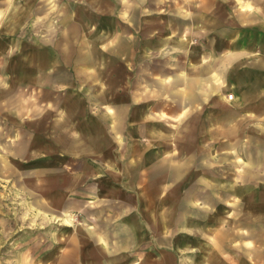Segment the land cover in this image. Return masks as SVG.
Listing matches in <instances>:
<instances>
[{"label":"crops","instance_id":"crops-1","mask_svg":"<svg viewBox=\"0 0 264 264\" xmlns=\"http://www.w3.org/2000/svg\"><path fill=\"white\" fill-rule=\"evenodd\" d=\"M0 264H264V0H0Z\"/></svg>","mask_w":264,"mask_h":264},{"label":"built area","instance_id":"built-area-1","mask_svg":"<svg viewBox=\"0 0 264 264\" xmlns=\"http://www.w3.org/2000/svg\"><path fill=\"white\" fill-rule=\"evenodd\" d=\"M229 97H232V94H230Z\"/></svg>","mask_w":264,"mask_h":264},{"label":"rangeland","instance_id":"rangeland-1","mask_svg":"<svg viewBox=\"0 0 264 264\" xmlns=\"http://www.w3.org/2000/svg\"><path fill=\"white\" fill-rule=\"evenodd\" d=\"M30 208H32V206H30ZM31 211V210H30ZM31 222V221H30ZM31 234V233H30Z\"/></svg>","mask_w":264,"mask_h":264}]
</instances>
